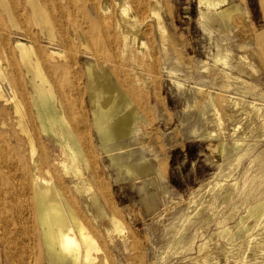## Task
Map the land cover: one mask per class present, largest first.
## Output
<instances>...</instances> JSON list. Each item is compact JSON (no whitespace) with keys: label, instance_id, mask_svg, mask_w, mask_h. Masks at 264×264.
<instances>
[{"label":"bare ground","instance_id":"obj_1","mask_svg":"<svg viewBox=\"0 0 264 264\" xmlns=\"http://www.w3.org/2000/svg\"><path fill=\"white\" fill-rule=\"evenodd\" d=\"M61 1L0 0V30L4 29V14L16 37L10 49L5 43V30L0 36V42L3 41L0 46V239L5 259L11 264H22L12 252L18 246L30 249L39 264H97L98 261L111 264L113 234H119L123 248L131 240L124 220L118 212L106 211L94 187L93 151L86 130L89 125L86 121L79 122L77 117L81 113L78 108L86 115L85 103L96 141L119 179H144L154 171L144 158H133L131 142L141 129L143 118L138 97L131 92L120 71L127 70L125 66L131 63V42H137V46L144 44L140 34L144 16L141 18L140 7L159 2L101 0L94 7L96 16L85 14L88 26H84L77 23V18L72 17ZM69 1L67 6L73 3ZM197 3L199 22L205 31H226L239 14L246 12L234 0H197ZM150 13L157 16L160 27L164 28L159 12L152 9ZM29 18L42 35L41 40L27 23ZM64 18L75 21L69 29L63 24ZM257 52L264 56V44L259 43ZM227 55L225 45H218L214 62L228 66ZM81 56L88 57L83 65ZM4 59L8 61L6 65ZM132 70L136 74L134 82L139 83L140 73L137 68ZM224 78L227 83L231 79L239 80L226 70ZM209 95L206 93L209 105L214 107V116L220 121L217 106ZM231 104L234 108L238 106L234 100ZM259 111L256 104H250L243 113L254 122ZM260 127L264 129V116ZM234 135L236 138L231 143L219 142L220 155L241 148L244 133L237 125ZM206 136L213 138L216 134ZM243 155L238 156L234 166L241 164ZM144 184L157 186L153 180H145ZM222 185L217 183L209 190ZM251 185L250 192L256 190ZM230 186L233 190L240 189L238 183ZM232 194L233 191L224 193L221 199L225 202ZM150 196L153 199V194ZM190 207L195 209L193 215L201 210L197 200L191 201ZM237 209L235 206L231 214L217 221L218 236L225 241L224 257L239 260L235 264H264V190L246 206V214H239ZM190 224L191 217L186 215L183 224L176 228L172 247L179 244L181 251L191 249L195 235L187 241L183 239ZM209 249V240L199 244V251H205L204 260L219 264V258ZM247 250L250 257L245 256ZM259 258L262 260L258 261Z\"/></svg>","mask_w":264,"mask_h":264},{"label":"rangeland","instance_id":"obj_2","mask_svg":"<svg viewBox=\"0 0 264 264\" xmlns=\"http://www.w3.org/2000/svg\"><path fill=\"white\" fill-rule=\"evenodd\" d=\"M72 1L69 6L68 0L61 4L68 7L79 25L88 26L85 14L96 16L94 7L101 0ZM156 1L159 3H144L145 6L140 7L141 18L144 16L140 31L144 44L137 46V42H131V63L120 74L141 102L138 106L143 122L131 142L133 158H144L153 166V173L144 179L153 180L157 186L145 185L141 178L119 179L110 159L96 141L87 104L82 108L85 116L78 108L81 111L77 114L78 121H86L89 125L86 130L89 131L91 153L93 151L94 187L106 211L118 212L116 214L128 227L130 239L134 240L133 243L129 240L123 248L119 234H113L111 264H209L210 261L204 260L205 251H199V244L208 240L209 251L219 258V264L239 263V260L224 257L225 241L218 236L220 226L217 221L221 216L231 214L235 206H238L239 214H246V206L264 190V129L260 127L264 116V56L257 52L259 43L264 44V0H234L246 12L239 14L226 31L203 29L197 0ZM152 9L159 12L164 28L160 27L157 16L150 13ZM2 15L7 36L5 43L12 49L16 37L6 16ZM117 17L120 18L119 13ZM63 21L68 29L75 22L73 18ZM27 23L41 40L43 37L33 27L31 18ZM144 24H147L145 30L148 27L147 34ZM3 30H0V36ZM221 44L228 49V66L214 62L217 46ZM2 45L3 41L0 42ZM87 58L81 56L82 65ZM3 63L6 65L8 61L4 59ZM136 68L140 73L139 83L134 82L136 74L132 69ZM225 70L239 78L228 81L229 88L224 78ZM206 93L217 106L220 121L214 116L216 110L209 105ZM232 100L238 102L237 108L231 104ZM250 104L260 108L254 122L243 113L245 106ZM235 125L244 133L241 148L222 156L218 151L219 142L231 143L236 138ZM209 133L216 136L207 137ZM240 155H243L242 161L236 167L233 163ZM217 183L223 184L222 187L210 191ZM233 183H238L241 190H233L230 186ZM251 184L256 190L250 192ZM231 191L233 194L224 202L221 196ZM243 191L250 193L244 195ZM193 200H197L201 208L196 215H193L195 209L190 207ZM186 215L191 217V224L183 239L187 241L195 235V241L191 249L181 251V245H171L176 228L183 224ZM229 222L233 224L232 220ZM101 236L104 239L103 227ZM12 252L22 264H39L30 249L18 246ZM245 256L250 257L251 252L247 250ZM0 264H11L5 259L1 239Z\"/></svg>","mask_w":264,"mask_h":264}]
</instances>
